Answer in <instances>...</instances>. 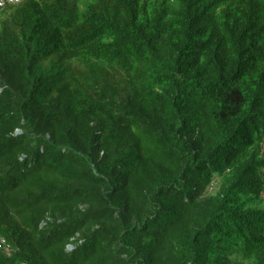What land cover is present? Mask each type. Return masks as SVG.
Here are the masks:
<instances>
[{
    "label": "trees",
    "instance_id": "obj_1",
    "mask_svg": "<svg viewBox=\"0 0 264 264\" xmlns=\"http://www.w3.org/2000/svg\"><path fill=\"white\" fill-rule=\"evenodd\" d=\"M0 239V264H264V0L6 7Z\"/></svg>",
    "mask_w": 264,
    "mask_h": 264
},
{
    "label": "built area",
    "instance_id": "obj_2",
    "mask_svg": "<svg viewBox=\"0 0 264 264\" xmlns=\"http://www.w3.org/2000/svg\"><path fill=\"white\" fill-rule=\"evenodd\" d=\"M21 2V0H0V13L3 12L6 7L8 6H14L18 5ZM5 246V240L0 239V251L3 250ZM8 247H6V250Z\"/></svg>",
    "mask_w": 264,
    "mask_h": 264
},
{
    "label": "rangeland",
    "instance_id": "obj_3",
    "mask_svg": "<svg viewBox=\"0 0 264 264\" xmlns=\"http://www.w3.org/2000/svg\"><path fill=\"white\" fill-rule=\"evenodd\" d=\"M217 181H218V180L216 179V180H215V183H216ZM212 192H214V190H213ZM70 250H71V249H70Z\"/></svg>",
    "mask_w": 264,
    "mask_h": 264
},
{
    "label": "clouds",
    "instance_id": "obj_4",
    "mask_svg": "<svg viewBox=\"0 0 264 264\" xmlns=\"http://www.w3.org/2000/svg\"><path fill=\"white\" fill-rule=\"evenodd\" d=\"M21 2H22V0H21ZM21 2H20V3H21ZM20 3H19V4H20ZM1 13H2V12H1ZM1 13H0V14H1ZM70 249H71V248H69V250H70Z\"/></svg>",
    "mask_w": 264,
    "mask_h": 264
}]
</instances>
